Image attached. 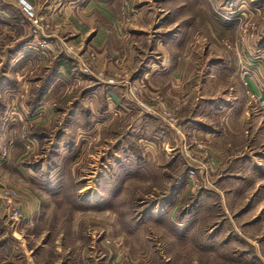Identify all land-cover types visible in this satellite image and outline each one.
<instances>
[{
  "label": "rangeland",
  "instance_id": "1",
  "mask_svg": "<svg viewBox=\"0 0 264 264\" xmlns=\"http://www.w3.org/2000/svg\"><path fill=\"white\" fill-rule=\"evenodd\" d=\"M30 1L38 25L0 0V189L39 211L0 200V264H264V0H116L122 30L143 2L177 20L148 55Z\"/></svg>",
  "mask_w": 264,
  "mask_h": 264
},
{
  "label": "crops",
  "instance_id": "2",
  "mask_svg": "<svg viewBox=\"0 0 264 264\" xmlns=\"http://www.w3.org/2000/svg\"><path fill=\"white\" fill-rule=\"evenodd\" d=\"M70 2H71V7L76 8L77 15L80 14L81 16H83V18H81L80 20L81 25L89 27L90 29V27L92 28L93 24L95 23L98 24L97 26L99 28H98L97 34L90 38V40L88 41L87 47H90L91 45L93 46L95 45L96 47H100V46L103 47L102 48L103 50L106 49V46L109 45L108 42H106L107 40L106 37L108 33L113 34V30L116 28H117V34L121 35V36H118V39L120 40V42H122L124 49H128L127 51L130 55H132L131 50L133 51L135 50L137 51V53L146 54V55H148L149 53H153L159 46L158 39L164 41V43L166 44L171 43V41H174V43L178 41L176 37H173L174 35L178 33H174L175 31L173 30L169 33L170 26L171 25L174 26L175 24H178L177 20H175V18H170V20L165 19L166 17L163 12L159 14V13H155L154 9L149 10V8L151 7L149 6V4H146L144 2L135 5L137 7L136 9L137 13L134 14L133 19L130 21L131 24L127 25L126 27L124 26V30H122L123 27L117 25L119 20H121L120 16L114 15L113 13L108 11L109 9H115V8L117 9L116 0H108V2H106L105 4H102V1H97V3H93L92 0H87V1L71 0ZM58 4L68 5L69 3L66 4L65 0H57L55 4L54 3L52 4L53 8L55 9V7ZM60 8L62 10V7ZM159 9L160 8H158V10ZM82 12L84 15L82 14ZM117 13H119V10ZM159 20H161L162 23ZM155 22L157 23L154 26ZM166 33H167V37L168 38L170 37L168 39V42L167 40L160 38V36L162 37V35H166ZM59 37L60 35H57V37L53 39L54 42L57 44L59 42ZM152 56L153 54H151V58ZM157 64L158 63L156 62L150 64L152 65L150 68L151 71H155L154 66ZM60 65L63 67L62 64ZM166 66H167V63L166 65H163L161 68H165ZM62 69L64 70V68ZM251 90L255 91L259 95V98L264 104V85L260 87L258 84H256V86H253V87L251 86ZM112 93L113 92L109 94L110 95L109 97H113V99H115V96ZM228 109H231L232 111L231 113L229 111V113L225 114L226 120H227L226 123L228 122L227 123L228 130H230V132L235 134L236 132H238L237 130L240 125L239 123L243 121L246 117H248L246 116L247 110H245V108H242L239 111L238 110L235 111L234 107H228ZM193 118L195 119L196 117H193ZM261 126L264 127V123H262ZM262 127L261 129L260 128L256 129L257 132H255L252 136L256 137L257 135L259 136L260 134L262 135L263 133L258 132L259 130L264 129ZM260 142H264V139ZM225 144L228 145V141L225 142ZM259 156L264 157V153L262 154L259 153ZM9 179L10 177L5 178L6 183L8 185H10V183L13 184V181H17L16 180L17 178L15 177H13V179L12 178L10 180ZM10 186L13 187L12 185ZM17 202H19L21 208L26 210L27 213H30V212L34 213L35 209L39 211L38 209L39 204L37 202V199L33 196V194L25 190V187H24V190L22 189L21 192L19 191Z\"/></svg>",
  "mask_w": 264,
  "mask_h": 264
},
{
  "label": "built area",
  "instance_id": "3",
  "mask_svg": "<svg viewBox=\"0 0 264 264\" xmlns=\"http://www.w3.org/2000/svg\"><path fill=\"white\" fill-rule=\"evenodd\" d=\"M20 9L24 18L32 25H38L40 17L34 8L33 3L30 0H13ZM82 70V68H80ZM85 68H83L84 70ZM250 96L255 98L254 93H250ZM0 200L7 206L8 218L12 220V223L16 225L20 224H32L33 218L31 214L27 213L21 208L18 200V190L14 187L3 186L0 189Z\"/></svg>",
  "mask_w": 264,
  "mask_h": 264
}]
</instances>
